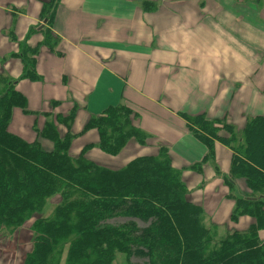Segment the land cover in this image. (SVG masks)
<instances>
[{
    "label": "trees",
    "instance_id": "16d2710c",
    "mask_svg": "<svg viewBox=\"0 0 264 264\" xmlns=\"http://www.w3.org/2000/svg\"><path fill=\"white\" fill-rule=\"evenodd\" d=\"M58 2L42 3L40 18L50 30H43L45 37L37 46L19 43V50L10 53L20 58L23 79H38L39 45L44 41L52 49L56 43L51 25ZM153 8L151 1L145 3L146 10ZM16 83L0 73V230L13 233L40 212L46 198L60 195L52 215L34 221L31 249L22 264H113L117 253L125 255L126 264H137L132 259L139 264H264V239L259 236L264 229V115L248 118L237 130L226 119L179 112L184 130L206 147L200 162L189 169L200 171L203 163L214 162L216 142L229 148L231 163L224 182L227 197L235 200L230 220L253 218L246 229L216 238L202 225V208L189 201L183 168L173 166L165 145L159 143L156 154L137 156L117 168L85 155L91 144L70 155L72 137L89 129L96 131L99 149L107 155L118 154L131 140L145 144L150 136L132 124L129 105H109L73 132L70 122L77 104L63 114L55 109L61 102L51 100V110L40 114L46 119L41 126L33 124L34 137L28 141L10 130L16 108L33 113ZM61 123L66 127L63 134ZM239 180L246 191L236 186ZM115 218L123 221L108 222ZM0 246L12 249L14 241Z\"/></svg>",
    "mask_w": 264,
    "mask_h": 264
},
{
    "label": "crops",
    "instance_id": "0c3cea01",
    "mask_svg": "<svg viewBox=\"0 0 264 264\" xmlns=\"http://www.w3.org/2000/svg\"><path fill=\"white\" fill-rule=\"evenodd\" d=\"M43 1L0 0V26L10 14L14 38L37 46L45 37L43 31L33 34ZM147 1L156 8L146 10ZM51 31L52 49L38 47V79H25L27 89L19 90L33 115L50 111L51 100L68 107L74 101L86 121L124 103L149 136L163 134L159 123L171 127L177 133L165 144L173 166L184 168L189 201L218 227L246 229L249 216L229 223L235 203L224 182L230 149L216 142L214 162L191 172L206 147L184 130L179 112L226 119L237 130L248 118L264 115V0H59ZM3 44L1 39L0 57L16 51ZM13 67H5L8 74H22L16 60ZM236 186L246 191L242 180Z\"/></svg>",
    "mask_w": 264,
    "mask_h": 264
},
{
    "label": "rangeland",
    "instance_id": "374dc122",
    "mask_svg": "<svg viewBox=\"0 0 264 264\" xmlns=\"http://www.w3.org/2000/svg\"><path fill=\"white\" fill-rule=\"evenodd\" d=\"M42 22H43V19L42 21L40 20L37 26H35V28L33 29L34 30L33 34L40 32V31L42 32L44 29L50 30V28H47L46 26V21L43 25H42ZM1 23L3 25L0 26V28L4 27V29H0V40L1 39L4 40V44H3L4 46L7 44L15 45L16 51H17L19 49L20 40L18 39V37L14 40L12 36L10 35V31H12V22H11L10 14L8 17L2 19ZM42 44L43 45L45 44L44 41L42 42ZM12 52H15V51L13 50ZM10 53L11 52H9L8 55L6 54L5 57H0V73H4L13 79L17 77L16 78L17 79L16 88L18 90H21L24 88L27 89V86L29 83H27L25 79L20 78L21 71L19 72L17 76H12L13 74L10 75L5 70V67L7 69H16L15 67L12 68V60H16L22 67V62L20 58H12L9 56ZM3 79L7 80L8 78H3ZM75 103L76 102L73 101L70 107H68L65 104H62L55 109H60V113L67 114L69 113L68 112L69 109H71L73 107V104ZM30 106L31 105L28 102L26 104V108L29 109ZM77 108H79L78 105H77ZM29 111L32 112L31 110ZM83 114H84L83 110L78 111L75 118H73L72 121L70 122L72 123L70 127V131L79 132L82 129L83 123L85 122V116ZM131 118H132L131 120L132 124L137 126L136 124L137 123L139 124V120L138 119L136 120V114H135V111L133 110H132ZM44 119H46V117H43V115H40V114L33 115V113H23V110L21 108H16L13 112L12 125H10V130L29 141V140H32L34 137V130L32 128L33 124L35 123L37 126H41L43 124ZM48 119L51 120L50 118ZM139 119L140 120L143 119V121L147 120L145 118H141V116H139ZM158 126L162 127L161 133L163 134H160L158 132L153 133V135H150V137L147 139L145 144H137L135 141H132V140L130 142L128 141L127 144L124 145L123 149L114 156L107 155L99 149V146L97 144L98 142L97 133L95 130L89 129L85 131L84 133H79V134H76L74 137H72L71 145H70V150H71L70 155L76 156L78 154L77 152H81L82 148L85 145L91 144L89 145L90 147H87L86 149H84L85 155L90 154L88 157L96 161V163L99 165H103V166L107 165L111 168H117V167L122 166L123 164H126L128 161H130L131 159L137 156L156 154L158 151V144L160 143L161 145H164L165 142L168 143V139H169L168 136H174V134L177 133L176 130L172 131L171 127L168 128L167 126L163 124L159 123ZM58 128L61 134L66 132V127L63 125V123L58 124ZM165 146L171 158V153H170L171 149L169 146H167V144H165ZM211 162L212 161H210L209 163ZM207 166L208 164L204 167V169H206ZM183 169L182 171L184 173ZM182 171H181V176H182ZM191 172H194V174H197V172L199 171H191ZM59 200H60L59 194H55L51 197L46 198L40 212H37L31 215L24 222V224L21 225L20 228L15 230L13 233L10 232L6 228L5 230L4 229L0 230L1 232L0 233V243L7 242L8 240L11 241L12 239L14 241V247L12 249H8V247H5V246H0V264H22L23 256L25 255L27 251L31 249L30 242L33 239V232H31L30 230H32V225L34 224V221L38 219L39 217H42V218L50 217L54 211L56 204L59 202ZM122 221H123L122 218H115V219H110L108 222L116 224V223H121ZM200 221L202 225L208 227L213 234L216 233V238H221L225 236L226 234L231 233L233 231V230H225V228L218 227L217 223L215 222L212 223L211 220L207 219L206 216L202 214H201ZM229 223L234 224V222L231 220H229ZM263 230L264 229H262L261 231ZM132 261L133 263H137V264L141 262L139 259H132ZM113 264H126L125 255L123 253H117L115 255Z\"/></svg>",
    "mask_w": 264,
    "mask_h": 264
},
{
    "label": "water",
    "instance_id": "95a60500",
    "mask_svg": "<svg viewBox=\"0 0 264 264\" xmlns=\"http://www.w3.org/2000/svg\"><path fill=\"white\" fill-rule=\"evenodd\" d=\"M238 193V192H237Z\"/></svg>",
    "mask_w": 264,
    "mask_h": 264
}]
</instances>
